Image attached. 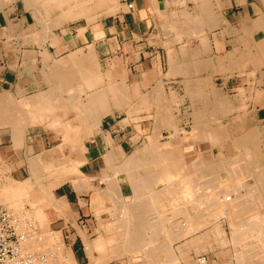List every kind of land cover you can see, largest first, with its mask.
I'll return each instance as SVG.
<instances>
[{
    "label": "crops",
    "instance_id": "1",
    "mask_svg": "<svg viewBox=\"0 0 264 264\" xmlns=\"http://www.w3.org/2000/svg\"><path fill=\"white\" fill-rule=\"evenodd\" d=\"M114 3L116 7L113 12L99 17L98 20L82 24L72 20H69L71 23L63 22L55 26L59 27L55 37L42 40L36 36V29L40 26L37 17L33 14V8L27 7L25 0H0V93L9 92L15 99H20L44 91L45 96L47 94L48 97H53L51 99L47 97L50 101L47 100L49 102L46 101L45 106L65 107L67 131L70 127V138H68L64 137L63 128H49L42 124L27 127L25 122L16 124L0 121V162L10 166V174L15 179L22 180L28 177L31 157L37 154L44 157L49 154L69 156L71 153L78 157L81 155L86 157L87 161L80 165V169L84 174L91 176L93 190L86 186L78 188L71 181L63 182L53 189L55 205L48 210L50 225L61 229L64 235L69 237L75 235L80 238L81 232L86 234L89 230L96 231L102 215L106 212L95 211L98 207L91 198L94 188L108 187V183H102L100 179L107 170L104 155L109 149L119 147H122L121 152L124 153L126 141L120 144L116 141L121 140L120 137L132 138L127 134V127L138 116L142 117L152 111L160 110L156 116L158 121L154 122L156 126L163 121L162 111H165L166 106L168 107L167 110L172 112L179 132L174 140L176 132L173 137L170 130L162 127L161 132L158 130L160 140L169 137L167 140L172 149L182 151L186 173L192 174L202 170L203 165L196 164L198 158H201L204 164L217 163L220 171L236 177L239 175L238 171H242L241 168L247 169L243 152L254 160L256 156L257 164L264 167V0H116ZM129 3H133V6L130 7ZM100 10L101 8L97 11ZM48 54L51 56L49 57ZM94 77H97L100 83L94 80ZM90 81L93 84H90ZM87 82L92 86L85 84ZM102 90L108 91L107 98L104 97L103 102L102 98L101 101L98 99L99 95L103 97ZM97 92L99 95L96 96ZM60 93L64 99L60 100L61 97H58ZM91 95L96 98H90ZM70 96L73 102H70ZM75 97L76 99L73 100ZM126 101L129 103L126 104ZM211 102H214L213 105ZM71 103H75L74 107H71ZM75 105L77 108L79 105L82 111H76ZM105 108L109 111L102 113L101 110ZM76 114H80V117L85 116L78 118ZM99 116L101 117L98 120ZM203 123L209 126L204 128ZM75 124H77L74 126L77 127V133L84 139L86 150L78 144L73 148L70 142H67L75 136L76 129L73 127ZM198 125L203 128L198 129ZM205 129L208 132L211 130L216 132L217 134L214 135H217V140H213L215 138L212 136L213 133L208 135V139ZM164 130L170 135L165 136ZM21 131L22 136L19 133ZM104 134L111 136L112 145L107 144ZM233 144L237 145L236 148ZM253 152L256 155H253ZM128 155L130 154H126ZM195 159L197 160L193 162ZM229 170L231 175L228 173ZM257 179L253 177L250 181L227 189L231 194L237 191L249 193L251 190L252 196L256 197L244 207H239L240 203H238V207L220 214H225L228 220L246 214L250 209L255 210L254 208L259 214L264 206L262 205L264 191L259 188L257 183L260 181ZM169 181L177 184L178 177ZM206 186L211 185L205 182L203 187H199L200 190L195 187L196 190L193 187H181L182 189L179 187L176 192L178 205L183 204L185 210L193 213L195 221L200 223L203 221L202 211L206 215L202 226L191 235L203 232L215 224V221H210L209 212L218 210V207L211 203L220 194L212 193L211 190L210 194L206 191V195L195 196L202 193V189ZM245 186L248 190H245ZM127 187L126 184L120 185L124 190ZM195 191L197 192L194 194ZM126 192L125 190L124 196ZM180 194L185 196L182 197ZM111 197L114 198L105 197L104 205L114 204L115 200L110 202ZM173 210H176L174 220L176 223L174 228H176L179 226L176 217L180 211L178 208ZM232 221L230 224L235 228ZM188 237L190 236L187 234L182 239L186 240ZM78 238L76 239L80 242L83 241ZM233 242L240 244V248L235 249V258L238 262L242 252L245 253V243Z\"/></svg>",
    "mask_w": 264,
    "mask_h": 264
},
{
    "label": "bare ground",
    "instance_id": "2",
    "mask_svg": "<svg viewBox=\"0 0 264 264\" xmlns=\"http://www.w3.org/2000/svg\"><path fill=\"white\" fill-rule=\"evenodd\" d=\"M57 0H26V2L28 3L29 6H33L35 8L36 11H38L39 13H41L42 15V19H40V17L38 18V20H42L43 23V27H44V33L48 34L53 32V27L58 26L60 24H62L65 21H69V20H75L81 17H86L88 19V21H92L94 18L98 17V12L97 10L100 8L104 7V11L106 13H111L113 12L114 8L116 7L115 3L116 0H104L105 3H103L101 0H60L59 2L61 5L58 9H56V7H54L52 4V2H55ZM57 2V3H59ZM56 4V3H55ZM98 7V8H97ZM102 10V9H101ZM116 10V9H115ZM103 12V11H102ZM100 13V12H99ZM102 14V13H101ZM45 17V18H44ZM11 20V19H10ZM98 20V19H97ZM41 24V22L39 23ZM169 24V23H168ZM42 25V24H41ZM42 27V26H41ZM34 28V27H33ZM16 29V28H15ZM54 33V32H53ZM33 34V33H32ZM58 34V33H57ZM56 34V35H57ZM19 35V34H17ZM35 35V34H34ZM38 35V34H37ZM36 35V36H37ZM40 35V34H39ZM44 35V34H43ZM52 35V34H51ZM55 35V34H53ZM22 36V35H21ZM42 36V35H41ZM12 37V36H11ZM46 36H44L45 38ZM54 37V36H53ZM50 38V37H49ZM39 41V39H38ZM54 41V40H52ZM51 41V43H53ZM6 43V42H5ZM8 44V43H7ZM40 44V43H39ZM9 45V44H8ZM47 50V49H46ZM48 51V50H47ZM46 53V51H45ZM48 56L50 57L51 55L48 54ZM94 56V54H93ZM47 57V56H46ZM71 57V56H70ZM91 58V57H90ZM45 62V61H44ZM66 62V61H65ZM74 62V61H73ZM97 62V61H94ZM90 64V62H88ZM61 64V63H60ZM77 65V64H76ZM91 65V64H90ZM95 65V64H93ZM58 66V65H57ZM185 66V65H184ZM92 67V66H91ZM97 67H99V65L97 64ZM60 68V67H59ZM63 68V67H62ZM82 68V67H80ZM88 69V68H86ZM179 69V68H178ZM83 70V69H81ZM80 70V71H81ZM44 71V70H43ZM90 70H88L89 72ZM171 71V70H170ZM93 72V71H92ZM176 72V71H175ZM45 73V72H44ZM91 73V72H89ZM181 73V72H180ZM86 74V72H85ZM84 74V75H85ZM88 74V73H87ZM93 74V73H92ZM167 75V74H166ZM94 76V75H93ZM105 76V75H103ZM81 77L83 78V75H81ZM80 77V78H81ZM88 77V76H86ZM63 78V77H62ZM85 78V77H84ZM97 77H94V80ZM103 79V77H101ZM93 79V78H92ZM63 80V79H62ZM99 80V79H98ZM96 79V81H98ZM71 81V80H70ZM86 78H85V82H86ZM158 81V80H157ZM61 82V81H60ZM64 82V81H63ZM91 82V81H90ZM95 82V81H94ZM99 82V81H98ZM112 82V81H111ZM163 82V81H162ZM62 83V82H61ZM66 83V82H65ZM100 83V82H99ZM110 83V81H109ZM59 84V83H58ZM84 84V83H83ZM85 84H88L85 83ZM90 84H93L92 82ZM97 84V83H96ZM95 85V84H94ZM105 85V84H104ZM108 85V84H107ZM114 85V84H113ZM162 85V84H161ZM160 85V86H161ZM188 85V84H187ZM62 86V85H61ZM87 86V85H86ZM85 86V87H86ZM89 86V84H88ZM92 86V85H90ZM89 86V87H90ZM121 86V85H120ZM54 87V86H52ZM99 87V86H98ZM107 87V86H106ZM101 88V87H100ZM116 88V87H115ZM54 89V88H53ZM62 89V88H61ZM113 89V88H112ZM119 89V88H118ZM89 90V89H88ZM100 89L98 88V91ZM149 90V89H148ZM56 91V90H54ZM53 91V92H54ZM59 91V90H58ZM61 91V90H60ZM65 91V90H64ZM69 91V90H68ZM74 91V90H73ZM76 91V90H75ZM80 91V90H79ZM82 91V90H81ZM118 91V90H117ZM125 91V90H124ZM51 92V93H53ZM62 92V91H61ZM71 92V91H70ZM69 92V93H70ZM93 92V91H92ZM100 92V91H99ZM107 90L106 92L102 90L101 96L100 97L99 93L96 94L99 95V101H101L102 98V102L104 97H106L107 94ZM119 92V91H118ZM59 93V92H58ZM96 93V92H95ZM112 93V92H111ZM127 93V92H126ZM149 93V92H148ZM154 93V92H153ZM160 93V92H159ZM158 93V94H159ZM36 94V93H35ZM49 94V93H48ZM66 94V93H65ZM92 94V93H91ZM129 94V93H128ZM201 94V93H200ZM57 95V94H56ZM54 95V96H56ZM59 95V94H58ZM57 95V96H58ZM79 95V94H78ZM88 95V94H87ZM113 95V93H112ZM122 95V94H121ZM124 95V94H123ZM162 95V94H161ZM174 95V94H173ZM89 96V95H88ZM96 96L94 97L93 95L90 96L96 98ZM109 96V95H108ZM155 96V95H153ZM175 96V95H174ZM202 96V95H201ZM48 95L46 94L45 96V92H39L37 95L34 96H24L21 97V99H15L14 96H12L11 93L6 92V93H0V121L3 122H11V123H18V122H25L27 127L28 126H32L33 124H42L44 127L48 126L50 127H59V128H63L64 130H62L63 132H65L66 134L64 135V137H68L70 138V127H68V131H67V115H66V109H64L61 106H53V107H46L45 103L47 100ZM61 99H64V97L62 98V95L60 93V96H58ZM66 97L67 94H66ZM71 97V96H70ZM69 97V98H70ZM74 97V95H73ZM85 97V96H84ZM111 97V96H109ZM115 97V96H114ZM118 97V96H117ZM121 97V96H120ZM165 97V96H164ZM198 97V96H197ZM48 98H53V97H48ZM55 98V97H54ZM78 98V97H77ZM80 98V97H79ZM78 98V99H79ZM130 98V97H129ZM128 98V99H129ZM163 98V97H162ZM46 99V100H45ZM72 99V97L70 98V100ZM76 99L73 98V100ZM125 99V98H124ZM165 99V98H164ZM208 99V97H207ZM53 100V99H52ZM57 100L59 101V99L57 98ZM68 100V99H67ZM93 100V98H92ZM90 99V101H92ZM108 100V99H107ZM166 100V99H165ZM168 100V97H167ZM166 100V101H167ZM50 101V100H49ZM47 101V102H49ZM56 101V100H55ZM54 101V102H55ZM56 101V102H58ZM81 101V100H80ZM95 101V100H94ZM96 100V102H99ZM105 101V99H104ZM113 101V100H112ZM116 101V100H114ZM113 101V102H114ZM120 101V100H119ZM118 101V102H119ZM122 101V100H121ZM172 101V100H171ZM205 101V100H204ZM53 102V101H52ZM51 102V103H52ZM55 102V103H56ZM70 102H73L72 100ZM75 102V101H74ZM88 102V101H87ZM93 102V101H92ZM112 102V104H113ZM91 103V102H90ZM100 103V102H99ZM116 103V102H115ZM125 103V102H123ZM123 103L121 105H123ZM129 102L126 101V104H128ZM205 103V102H204ZM212 103V102H211ZM214 103V102H213ZM212 103V105H213ZM54 104V103H53ZM62 104V103H61ZM72 104V103H71ZM75 104V103H73ZM71 105V107L74 105ZM93 104V103H92ZM118 104V103H116ZM166 104V103H165ZM168 104V101H167ZM208 104V102H207ZM48 105V104H47ZM67 104H65V106L67 107ZM77 105V104H76ZM75 105V108H77ZM88 105V104H87ZM91 105V104H90ZM141 105V104H140ZM170 105V103H169ZM52 106V104H51ZM84 106V105H83ZM95 106V105H94ZM98 106V105H97ZM113 106V105H112ZM166 106V105H164ZM207 107V105H205ZM62 107V108H61ZM91 107H93L91 105ZM116 107V106H115ZM132 107V106H131ZM163 107V106H162ZM167 107V106H166ZM213 107V106H212ZM79 107L76 109V111H82V109ZM119 108V106H118ZM142 108V107H141ZM149 108V107H148ZM215 108V107H213ZM229 109V107H227ZM70 109V107H69ZM68 109V110H69ZM96 109V107H95ZM120 109V108H119ZM165 109V108H164ZM168 109V107H167ZM210 109V108H209ZM219 109V108H218ZM71 110V109H70ZM93 110V108H92ZM204 110H206L204 108ZM220 110V109H219ZM223 109H221L222 112ZM73 111V110H71ZM70 111V112H71ZM75 111V109H74ZM158 111V110H157ZM160 111V110H159ZM158 111V112H159ZM168 111V110H167ZM162 111L165 114H162V122H159L158 124H156V126L154 125L156 123V121H158V117L155 118V120L153 121L152 127L154 128V131L152 134H149V140L150 142H147V146L151 149L152 152L149 153H153L152 157L154 156V163L158 166H160V169H154L151 166H149L146 169L145 173H141V172H136L134 171L131 166L132 165H136L139 164V162H134L132 159H124L123 156L124 154L118 152V150L116 148H112L111 150L109 149L107 151V153L104 155V157H106L105 161H107V170H105V174L103 173V179L108 181V187L105 189H99V188H94V192L92 194V202L94 203V205L96 207H98L97 209H95V211H102V209L105 210H109V212H114L111 214H116V216L114 217L116 222H112L111 221H106L108 223H104L103 221H99V227L101 228L100 234H98L99 236L97 238H93L92 241L87 242L88 244V251L92 252L95 248L98 250V253L100 254V256H98L97 259H99V264H107L109 259H111L112 257H116L118 259H121L122 262H124L125 260H127V263L129 262H133L136 260V256L133 257L132 253H138L136 254L137 257L141 256L139 253H141L144 257V259H142L139 264H174V263H178L181 259V257L183 258H187L188 255L191 253L189 252L191 249H194V251L199 252L201 250H203L204 248H206V244L208 243V239L211 238L214 234L216 238V234L219 236V234H221V225L219 223L213 224V226H211L209 229L203 231V232H196L194 233L192 236L188 237L186 240H183L182 242V246L177 245V247L175 246V243L177 242L178 238H182L184 237V235H191L195 230L198 229V227H201L202 224L204 223V218L206 217V215H203V221L197 222L195 221V217L193 215V213H191L188 210L184 209V205H178L177 200H176V192L179 189V187H190L193 189L201 187L198 186L199 184H205V182H209L211 186H206L205 188H207V190L205 188H203V192L199 193L198 195L196 194L195 196H203L206 195V193L208 192L209 194L211 193H218L220 194L218 196V198H216L214 201H212V205L218 207V210L215 211H211L209 212V215L212 214L215 215H219L220 213H224L227 210L233 209L238 207V203H240L239 207L242 206L244 207V205L242 204H247L250 202H252L253 200H247V199H252V198H245L246 195L251 197L252 192L250 190V192L245 193L244 191L247 189L248 190V184L247 186H245V190L243 191L244 193L238 192L237 193H229L228 190L229 188L236 186V184H242L243 182H247L250 181L253 177H257V181L259 180L260 183L259 184V188L262 189V191H264V167L260 166L257 164V159L255 156V160L249 156H247V153H244V157H245V163L247 164V169L241 168L242 171H238L237 175L236 173V177L234 176H229L226 173H223L222 171H220L218 169L219 166H217V163H210V164H204L203 161L201 160V158H198V161H196L197 159H195L193 162L196 161V164H202V170H200L197 173H186V167H184L183 165V154L182 151H176L173 150L171 147V144H169V140H160V129L162 127H165L166 129L170 130L171 135L174 137V132H176V137H174V140H176L177 135H178V129L176 128V121L173 118L172 112L168 111V112ZM216 111V109H215ZM69 112V113H70ZM89 112V111H88ZM91 112V111H90ZM96 112V110L94 111ZM92 112V113H94ZM100 112V111H99ZM98 112V113H99ZM214 112V111H213ZM74 113V112H71ZM77 113V112H76ZM81 114V112H78ZM134 113V111H133ZM137 113V112H136ZM155 113V112H154ZM197 113V111H196ZM207 113V112H205ZM224 113V110L223 112ZM80 114L77 115L76 117H80ZM85 114V113H84ZM156 114V113H155ZM195 114V113H194ZM216 114V113H215ZM75 115V114H74ZM100 115V114H99ZM136 115V114H135ZM208 115V113H207ZM206 115V116H207ZM210 115V114H209ZM208 115V116H209ZM85 116V115H84ZM81 116V117H84ZM90 116V115H89ZM88 116V117H89ZM138 116V115H137ZM156 116V115H155ZM160 116V115H159ZM195 116V115H193ZM197 116V115H196ZM207 116V117H208ZM73 117V116H72ZM80 117V118H81ZM87 117V116H86ZM85 117V120L87 119ZM91 117V116H90ZM89 117V118H90ZM93 117V114H92ZM98 117V116H97ZM101 116H99L98 120L100 119ZM130 117V116H129ZM212 117V116H211ZM221 117V116H219ZM94 118V117H93ZM130 118H135V117H130ZM195 118V117H194ZM203 118V117H202ZM71 119V117H70ZM74 119V118H73ZM92 119V118H91ZM95 119V118H94ZM157 119V120H156ZM134 120V119H132ZM200 120V119H199ZM213 120V119H212ZM78 121V120H77ZM80 121V120H79ZM82 121V120H81ZM80 121V122H81ZM160 121V120H159ZM197 121V120H196ZM202 121V120H201ZM211 121V120H210ZM94 122V121H93ZM97 122V121H96ZM155 122V123H154ZM206 122V121H203ZM208 122V120H207ZM209 123V122H208ZM217 123V122H216ZM85 124V123H84ZM97 124H99L97 122ZM199 124V123H198ZM201 124V123H200ZM80 125V124H79ZM92 125V124H91ZM154 125V126H153ZM195 125V124H194ZM204 125L206 128L207 126H209V124H202ZM77 126V124L73 125ZM213 126V125H212ZM221 125H219L220 127ZM21 127V126H19ZM178 127V126H177ZM199 127V125H198ZM24 128V127H21ZM75 129L77 127H74ZM73 128V129H74ZM81 127H78V129ZM89 128V127H88ZM196 128V127H195ZM203 128L201 125L198 129ZM213 128V127H212ZM217 128V127H216ZM96 129V127L94 128ZM98 129V128H97ZM177 129V130H176ZM180 129V128H179ZM196 128V130H198ZM209 129V128H208ZM214 129V128H213ZM23 130V129H20ZM29 131V129H27ZM72 130V128H71ZM100 130V129H99ZM159 130V131H158ZM184 130V129H183ZM207 130V129H205ZM204 130V131H205ZM258 130V129H257ZM26 132V130H24ZM81 131V130H80ZM91 131V129H90ZM185 131V130H184ZM216 131V130H214ZM14 132V131H13ZM161 132V131H160ZM258 132V131H257ZM18 133V132H17ZM22 136V131L19 132ZM94 133V132H93ZM163 133V132H162ZM185 133V132H184ZM205 133V132H204ZM207 135L206 137L208 138V135L215 136L214 134L216 132H208L207 130ZM223 133V132H222ZM92 134V133H91ZM217 134V133H216ZM74 137L72 136V138L70 140H67L68 138H65L67 140V142L69 141L71 146H73V148L75 146L80 145L82 148H84L86 150V146L84 144V139L81 137V134L77 133V129L74 132ZM105 135V134H104ZM162 135V134H161ZM170 135V134H169ZM260 135V134H259ZM25 136V135H24ZM63 136V135H62ZM79 138H78V137ZM163 136V135H162ZM161 136V137H162ZM180 136V135H179ZM185 136V135H184ZM205 136V135H204ZM203 136V137H204ZM217 136V135H216ZM213 138V140H217L216 137ZM110 135H105V139L107 141L108 145H112L113 140L110 138ZM165 137V136H164ZM205 138V137H204ZM211 138V139H212ZM64 139V140H65ZM79 139V140H78ZM163 139V138H162ZM172 141V137L170 138ZM180 139V138H179ZM206 139V138H205ZM209 139V138H208ZM219 139V138H218ZM243 139V138H242ZM249 139V138H248ZM260 139V138H259ZM1 140V139H0ZM178 140V139H177ZM240 140V139H239ZM253 140V139H252ZM255 140V139H254ZM179 141V140H178ZM221 141V140H220ZM244 140H242L243 142ZM249 141V140H248ZM174 142V141H173ZM213 142V141H211ZM238 142V141H237ZM217 143V142H216ZM219 143V142H218ZM244 143V142H243ZM258 143V142H256ZM16 144V143H15ZM178 144V143H177ZM221 144V143H220ZM242 144V143H241ZM247 145V143H245ZM175 145V144H174ZM225 145V144H224ZM244 145V146H246ZM15 146V145H14ZM17 146V145H16ZM35 146V144H34ZM234 146V144H233ZM236 144H235V148H236ZM248 146V145H247ZM255 146V145H254ZM252 146V147H254ZM115 147V146H113ZM30 148V147H29ZM238 148V147H237ZM34 149V148H33ZM32 149V150H33ZM47 149V148H46ZM83 149V150H84ZM242 149V147H241ZM261 149V148H260ZM40 150V149H39ZM245 150V149H244ZM252 150V149H251ZM29 151V150H28ZM38 151V150H37ZM76 151V150H75ZM212 151V150H211ZM248 151V150H247ZM253 151V150H252ZM255 152V151H254ZM253 155H256L254 154ZM29 153V152H28ZM32 153V151H31ZM41 153V152H39ZM76 153V152H75ZM78 153V152H77ZM262 152H260L261 155ZM252 154V153H251ZM249 154V155H251ZM252 155V156H253ZM40 154H37L33 157H31L30 159V164H31V169L33 170L34 175H38L37 173V166L39 164H42L43 167H47V169H51L53 168V164L51 166L50 162H46L45 159H43ZM71 156V157H70ZM200 159V160H199ZM241 159V158H240ZM247 159V160H246ZM185 160V159H184ZM235 160V159H234ZM87 161L86 157L84 158L83 155H81V157H78L76 155H70L67 158V161L63 164L62 166L56 169H53L52 173V182L53 184H57V182H60L65 178H74L76 180H80L79 183L76 181L74 184L76 187L78 188H83L84 186H86V188H93V185L91 183V176H88L86 174H84L81 169H80V165L83 164V162ZM152 161V162H153ZM224 161V160H223ZM232 161V160H231ZM230 161V163H231ZM243 161V160H242ZM186 162V161H185ZM184 162V163H185ZM151 163V162H150ZM187 163V162H186ZM236 163V162H235ZM239 163V162H238ZM23 164V163H22ZM152 164V163H151ZM191 163H189L190 165ZM194 164V163H193ZM197 164V165H198ZM237 164V163H236ZM36 165V166H35ZM243 165V164H242ZM258 165V166H256ZM59 166V165H58ZM105 166V168H106ZM187 166V165H186ZM234 166V163H233ZM244 166V165H243ZM42 168V166H40ZM56 167V166H55ZM192 167V166H191ZM237 167V166H235ZM246 167V166H245ZM222 168V167H221ZM1 169V168H0ZM43 170V169H42ZM52 170V169H51ZM50 170V171H51ZM56 170V171H55ZM239 170V169H238ZM47 171V170H46ZM220 171V173H219ZM226 171V170H225ZM230 173V170L229 172ZM124 174V176L121 177V175ZM18 175V174H17ZM33 175V176H34ZM44 175V174H43ZM231 175V173H230ZM1 176V175H0ZM37 177V176H36ZM178 177V181L177 184L175 183H167L168 179H173ZM4 178V177H3ZM12 178V177H11ZM10 178V179H11ZM39 178V177H38ZM50 178V177H49ZM125 179L128 182H130L131 184V189L133 192V196L130 197V199L128 201L124 200V189L120 188L119 185V181L121 179ZM15 181L19 182L18 179L13 178ZM26 180L28 179L25 178ZM24 179V180H25ZM102 179V178H101ZM38 180V179H37ZM36 181L40 182V181ZM40 180V178H39ZM73 180V179H72ZM256 180V179H255ZM10 181V180H9ZM23 181V180H22ZM238 181V182H237ZM2 182V181H1ZM7 182V181H6ZM16 182V183H17ZM25 182V181H24ZM50 182V181H49ZM61 182V183H62ZM4 183V181H3ZM2 183V184H3ZM162 184L161 187L158 186V184ZM255 183V181H254ZM253 182H249V184H254ZM19 184V183H18ZM51 184V183H49ZM11 189H10V194L12 197L11 200L8 199V201L6 200L5 204L7 205V207H9L16 216H18L19 220H20V232L22 234V239H21V245H20V249L21 252L23 253H28L30 251V253L32 254V251L35 252V250L33 249L34 246H38L39 248H44L45 247V243L46 241L48 242L49 240L52 242H56L60 239V235L58 232H51V230L53 229H48V222L46 221L45 225L42 223L41 226H43V232L40 234L41 237H39L38 239L41 241L40 243L35 242L34 235L35 230L33 232V234H31L30 232L31 229L30 228H25V226L30 227L28 224H30V222L27 224L26 219L28 217V219H30L32 216H36L37 217V213L36 212H31L29 210H25L26 214H19V212H22L24 207L17 205V202H15L16 200H14L13 195H14V187H12V184H10ZM25 185V183H24ZM28 185V184H26ZM25 185V186H26ZM38 188L41 186L44 187V183L43 185L40 183L38 184ZM222 185L224 187H222ZM256 185V183H255ZM2 186V185H1ZM8 186V185H7ZM54 186V185H52ZM56 186V185H55ZM96 186V185H95ZM129 186V184H128ZM197 186V187H196ZM251 186V185H249ZM18 187V186H17ZM48 187V186H46ZM98 187V186H97ZM195 187V188H194ZM243 187V185H242ZM253 187V186H252ZM3 188V187H2ZM28 188V186L26 187V189ZM250 188V187H249ZM40 189V188H39ZM38 190L34 189V192H32L31 189H27V194H32L34 196H36L37 194L42 196V188L39 192ZM49 189L51 190V188L49 187ZM182 189V188H181ZM186 189V188H185ZM228 189V190H227ZM239 189V188H238ZM236 189V190H238ZM242 189V188H241ZM244 189V187H243ZM19 190V189H18ZM31 190V191H30ZM45 190V189H44ZM49 190V191H50ZM93 190V189H92ZM187 190V189H186ZM196 190V189H195ZM200 190V189H199ZM233 190V189H231ZM240 190V189H239ZM53 191V190H52ZM182 191V190H181ZM184 191V190H183ZM194 191V190H193ZM207 191V192H206ZM241 191V190H240ZM256 191V190H255ZM16 192H18L16 190ZM21 192V190H20ZM187 192V191H186ZM197 191L194 192V194ZM220 192V193H219ZM254 192V191H253ZM25 193V192H24ZM52 193V192H51ZM255 193V192H254ZM26 194V193H25ZM182 194V193H181ZM180 194V196H182ZM188 194V193H187ZM208 194V195H209ZM5 195V194H3ZM0 193V202H3L2 200V196ZM53 195V194H52ZM166 195H172L174 196L173 198L169 199L167 198L166 200V206H167V210L169 209H174V208H178L180 211V214L178 215V217H176L178 220V224L179 226L172 229V227L166 226V218L164 216V214L162 213V211L156 207V205L153 203V199L157 198L158 196H166ZM193 195V194H192ZM26 196V195H25ZM54 196V195H53ZM109 196H113L114 198L112 199V197L110 198L112 202V200L114 201V205H111L114 210H112V207L106 206L104 205V200L105 197H109ZM179 196V195H178ZM185 196V195H184ZM182 196V197H184ZM194 196V195H193ZM194 196V197H195ZM237 196H242L241 200L236 199ZM254 196V195H253ZM7 197V196H6ZM116 197V198H115ZM19 198V197H18ZM61 198V197H60ZM199 198V197H198ZM23 199V198H22ZM45 199V198H43ZM42 199V200H43ZM53 199V198H52ZM193 199V198H192ZM210 199V198H209ZM213 199V198H212ZM245 199V200H244ZM18 200V199H17ZM32 200V199H31ZM211 201V199H210ZM19 202V200H18ZM25 203V202H24ZM120 203V204H118ZM19 204V203H18ZM44 204V203H43ZM42 204V205H43ZM50 205V203H49ZM63 205V204H62ZM61 205V206H62ZM93 205V206H94ZM120 205V208L118 207ZM232 205V206H231ZM48 206V205H47ZM256 206V205H255ZM65 206H63L64 208ZM241 207V208H242ZM43 208V207H42ZM42 208L39 210L42 213ZM248 208V207H246ZM251 208V207H250ZM110 209L112 211H110ZM240 209V208H237ZM236 209V211H237ZM255 210H257L256 208H254ZM204 210V209H203ZM245 210V209H244ZM255 210H248L246 211V214H240L238 217L236 215V217H232L231 220L234 221V225L235 228L238 227L235 232L234 235L236 237V240H233L235 242H240V243H245V253L242 252V255L240 256V260L237 262V264H256L253 260L256 254L262 255L264 253V216H257V212ZM44 211V209H43ZM233 211V210H232ZM240 212V210H238ZM228 212V211H227ZM18 213V214H17ZM23 213V212H22ZM100 213V212H99ZM202 213H204V211H202ZM234 213V212H233ZM238 213V212H236ZM239 214V213H238ZM260 214V212H259ZM110 215V214H109ZM113 215V216H114ZM232 215V214H231ZM27 216V217H26ZM211 216V215H210ZM107 217V216H106ZM216 217V216H214ZM99 218V217H98ZM109 218V217H108ZM34 219V218H33ZM35 220V219H34ZM37 220V219H36ZM32 222H34L33 220H31ZM220 221V220H219ZM232 221V223H233ZM33 226H35L33 224ZM104 226V228L106 227L107 230H105L104 228H102ZM23 227V229H22ZM99 227H97L98 229H100ZM223 227V226H222ZM41 228V227H40ZM224 229V228H223ZM30 230V232H29ZM233 231V230H232ZM38 232V236H39ZM225 231H223L222 233V237L220 236V238L222 239L221 241L219 240V238H216L219 240L218 244L222 246V244L224 245V243L226 242L224 239V234ZM36 234V235H37ZM232 235V234H231ZM226 236V235H225ZM36 237V236H35ZM45 239V240H44ZM224 239V240H223ZM217 240V241H218ZM49 241V242H50ZM212 241V240H210ZM209 241V242H210ZM214 241V240H213ZM216 241V240H215ZM34 243V244H33ZM58 243H60L58 241ZM222 243V244H221ZM33 244V245H32ZM64 244V243H63ZM178 244V243H177ZM209 244V243H208ZM215 244V243H214ZM47 245V244H46ZM50 245V244H48ZM62 245V244H61ZM217 245V246H219ZM226 245V243H225ZM53 246V243H52ZM55 246V243H54ZM57 246V245H56ZM210 246V245H209ZM51 247V245H50ZM213 247V245H212ZM223 247V246H222ZM221 247V249H222ZM36 248V247H35ZM61 249L60 247H56V251L51 249L45 250L47 249L44 248V252L42 253H33L34 255L31 256V259L33 261V264H65L66 262H69L67 264H75L73 263L72 260V253H70V251L72 250H67V253H65L66 255L62 254L60 251H58V249ZM67 248V247H65ZM37 249V250H38ZM68 249V248H67ZM62 250V249H61ZM186 250V251H185ZM47 251L48 256L45 257L43 254H45V252ZM179 253H177V252ZM189 252V254H188ZM263 252V253H262ZM29 253V254H30ZM262 253V254H261ZM131 254V255H130ZM74 255V254H73ZM91 258H94V255H92V253H90ZM129 255V256H128ZM57 256V257H56ZM54 257L55 260H54ZM259 257V256H258ZM264 257V256H262ZM261 259L263 260L264 258ZM64 258V260L62 259ZM66 258V259H65ZM197 258V257H196ZM59 259V262L57 261ZM60 259L63 262H60ZM190 259V258H189ZM259 259V260H261ZM183 260V259H182ZM186 260V259H185ZM191 260V259H190ZM258 260V259H257ZM200 261H205L204 258H201ZM75 262V261H74ZM185 262V261H184ZM187 262V261H186ZM198 263V262H197ZM261 263V262H259ZM257 263V264H259ZM264 263V261H263ZM87 264V263H86ZM92 264V263H91Z\"/></svg>",
    "mask_w": 264,
    "mask_h": 264
},
{
    "label": "rangeland",
    "instance_id": "3",
    "mask_svg": "<svg viewBox=\"0 0 264 264\" xmlns=\"http://www.w3.org/2000/svg\"><path fill=\"white\" fill-rule=\"evenodd\" d=\"M26 1V0H25ZM60 0H57V1H55V2H52V4L51 5H53L54 7H56V9H58L61 5H63L64 4V2H63V4H61L60 2H59ZM98 1V0H97ZM102 1V0H101ZM107 1H109V0H107ZM57 2H59V3H57ZM103 3H105V1L103 0L102 1ZM27 3V2H26ZM56 3V4H55ZM27 7H29L30 9H32L33 10V14L37 17V22H38V24L41 22V24H39L40 26H38L37 27V29H36V34H38L37 36H38V38H40V39H42V40H46V38H48V37H52V36H56V34L58 33V28L59 27H53V32H51V33H48V34H45L44 32V25H43V23L44 22H42V20H43V18H42V15H41V13H39L38 11H36L35 10V8L33 7V6H29L28 5V3H27ZM102 10H100V11H97L98 12V17H96V18H94L91 22H93V21H95V20H97L99 17H101V16H103V15H105V14H107L105 11H104V7L103 8H101ZM103 11V12H102ZM100 12V13H99ZM102 13V14H101ZM40 17V19H42V20H38V18ZM45 18V17H44ZM76 20H78V21H76ZM44 21V20H43ZM79 22V23H85V22H88V19L86 18V17H84V18H79V19H75V20H72V22ZM66 22V21H65ZM70 23H71V21H69ZM63 24V23H62ZM42 26V27H41ZM40 34V35H39ZM44 34V35H43ZM52 34V35H51ZM53 34H55V35H53ZM42 35V36H41ZM44 36H46L45 38H44ZM171 93V92H170ZM21 99V98H20ZM171 103V102H170ZM172 104V103H171ZM173 105L174 106H176V103L175 102H173ZM165 112L167 111V107H165ZM175 110V109H174ZM107 111H109V109L108 108H105V109H102L101 110V112L103 113V112H107ZM162 111V110H161ZM176 111V110H175ZM175 111H174V116L176 115L175 114ZM156 113V114H155ZM155 113L152 111L151 113H147V114H145L144 116H142V117H140V116H138V118H136L135 119V121L134 122H132V123H130V125H128V127H127V134H129V136H131L132 138L131 139H125L124 137H120L121 138V140H118V141H116L117 143L119 142V144L120 143H123V142H125L126 141V148H125V150H124V153H122L121 151H123L122 150V147H119V148H117V150H118V152H120V153H122V154H124L125 156H123V158L126 160H128V159H132L134 162H139V164H136V165H132L131 166V168L134 170V171H136V172H141V173H145L146 172V169L149 167V166H151L152 168H154V169H160V166H158V165H156L155 163H154V161H153V159H154V156L152 157V154L153 153H149V152H152L151 151V149L147 146V142L149 143L150 142V140H148V136H149V134L150 133H153V131H154V128L152 127V123H153V121H154V119L156 118V116L160 113V111L158 112V111H155ZM164 114V113H163ZM156 115V116H155ZM166 115V114H165ZM73 118H74V116H73ZM154 126V125H153ZM66 134V133H65ZM164 135L165 136H168L169 135V133L167 132V130H164ZM121 136H123V135H121ZM135 137V138H134ZM169 137H165V138H163V140L164 139H168ZM116 140V139H115ZM125 147V146H124ZM82 149V148H81ZM84 149V148H83ZM126 154H130V155H128V156H126ZM68 156V154L67 155H59V156H52L51 154H49L48 156H44V157H42V156H39V157H42L43 159H45V161L46 162H50L51 163V166H52V164H53V168H51V169H47V167L45 168V167H43V165L42 164H40V166H42V168L39 166V164H38V168H37V174L38 175H34V173H33V170L31 169V165H30V169H29V171H28V179L26 180H24V179H22V180H19V182H17V181H15L13 178V176L10 174V166L8 165V164H5V163H2V162H0V193L3 195V194H5V195H3L2 196V200H3V202H0V205H5V206H7L6 204H5V202H6V200L8 201V199H12V198H10V197H12L11 196V194L9 193L10 192V189H11V185L10 184H12V187H14L13 189H14V195H13V198H14V200H16L15 202H17V205H20V203H21V205L20 206H22V207H24V209H23V213L22 212H19V214H26L25 213V210L27 211V210H29V211H31V212H36L37 213V217L38 218H36V216H32L30 219H28V217H27V219H26V222L25 223H29L30 222V224H28L30 227H28V226H25V228H30L31 229V231L32 232H30V230H29V232L31 233V234H33V232H34V230H35V232H40L39 233V236H38V234L37 233H35V234H33L34 235V238L33 239H35V242H41L38 238L39 237H41V233L43 232V226H41V224L43 223L44 225H45V223H46V221L48 222V226H47V228L50 230V229H53V230H51V232H58L59 233V235H60V239L61 240H58L60 243H58V241H46V243H45V247L44 248H46L47 247V249H45V250H48V249H51L52 248V251L53 250H55L56 251V247H60L61 246V249L59 248L58 249V251H60L62 254H64V255H66L65 253H67V250L69 251V250H72V251H70V253H72L71 255H72V260H74L73 261V263H75V264H99L98 262H99V259H97L98 258V256H100V254L98 253V250L97 249H95V248H93L94 250L92 251V252H90V251H88V244H87V242H90V241H92L93 240V238H97L99 235L98 234H100V232H102L101 231V228L99 227V224L97 225L100 229H96V231H92V230H89V231H87V233L86 234H84L83 232H81L82 234L80 235V238H78V236H75V235H72L71 237H69V236H65L64 235V233L62 232V230L61 229H59V228H56L55 226H51L50 225V223H49V218H48V210L50 209V207L51 206H53V205H55V201H54V199H55V196H53L54 195V192L52 191L57 185H59V184H61V182H62V180L60 181V182H57V184H53V182H52V175L53 174H51L52 173V171H53V169H56V168H59V167H61L62 166V163L64 164L66 161H67V157ZM71 157V156H70ZM84 157V156H83ZM85 158V157H84ZM153 161V162H152ZM152 164H151V163ZM59 165V166H58ZM36 166V165H35ZM56 166V167H55ZM43 169V170H42ZM47 170V171H46ZM51 170V171H50ZM56 171V170H55ZM44 174V175H43ZM105 174V173H104ZM34 175V176H33ZM37 176V177H36ZM122 176H124V174H122L121 175V177ZM4 177V178H3ZM12 177V178H11ZM40 178V180H39V178ZM50 177V178H49ZM11 178V179H10ZM102 178V179H101ZM100 179H101V182L103 183V182H106V183H108V181L107 180H104L103 179V177H101ZM38 179V180H37ZM73 179V180H72ZM65 178L64 180H63V182H69V181H71L72 183L74 182H76V181H78V180H76V179H74V178ZM10 180V181H9ZM35 180H37V181H40V182H37L38 184H42L43 185V183H44V187L42 186H40L39 188H38V185H37V183H36V181ZM90 180H92V179H90ZM170 179H168L167 180V183H172V182H170L169 181ZM2 181V182H1ZM3 181H4V183H3ZM7 181V182H6ZM25 181V182H24ZM50 181V182H49ZM17 182V183H16ZM62 182V183H63ZM3 183V184H2ZM19 183V184H18ZM24 183H25V185L26 184H28V185H24ZM49 183H51V184H49ZM73 183V184H74ZM119 184L121 185V186H124V184H126L127 186H128V184H129V186L127 187V189L125 188V190L127 191L126 193H125V197H124V200L125 201H128L129 199H130V197H132L133 196V191L131 190V189H133V188H131L132 186H131V184H130V182H128L127 180H125L124 178L123 179H121L120 181H119ZM2 185V186H1ZM8 185V186H7ZM52 185H54V186H52ZM56 185V186H55ZM203 185L204 184H202L201 186L203 187ZM18 186V187H17ZM28 186V188L27 189H33L32 190V192H34V189L35 190H38L39 189V192H40V190H41V188H42V196L41 195H39V194H37L36 196H34V195H32V194H27V189H26V187ZM46 186H48V187H46ZM158 186L159 187H161L162 186V184L160 183V184H158ZM3 187V188H2ZM49 187L51 188V190L49 189ZM19 189V190H18ZM45 189V190H44ZM16 190L18 191V192H16ZM20 190H21V192H20ZM26 190V191H25ZM30 190V191H31ZM50 190V191H49ZM26 194H25V193ZM52 192V193H51ZM53 194V195H52ZM26 195V196H25ZM129 195H130V197H129ZM7 196V197H6ZM19 197V198H18ZM171 197H172V195H166V196H158L157 198H154L153 199V203L156 205V207L157 208H159L161 211H162V213L164 214V216H165V218H166V226H169V227H172V229H173V227H175V225L174 224H176V223H174V220H175V216H176V210H173V209H169V210H167L168 208H167V206H166V200H167V198H169V199H171ZM241 197L242 196H237L236 197V199H238V200H241ZM252 198L253 199V197H256V196H252L251 195V197H250V195L249 196H247L246 195V197L245 198ZM23 198V199H22ZM43 198H45V199H43ZM53 198V199H52ZM6 199V200H5ZM19 200V202H18V200ZM32 199V200H31ZM43 199V200H42ZM242 199H243V197H242ZM252 199H247L248 201L249 200H252ZM245 200V199H244ZM25 202V203H24ZM19 203V204H18ZM44 203V204H43ZM49 203H50V205H49ZM43 204V205H42ZM118 204H120V203H118ZM248 204H250V202L248 203ZM48 205V206H47ZM107 205H109V204H107ZM114 205V204H113ZM242 205H246V204H242ZM262 205H264V204H262ZM190 206V205H189ZM43 207V208H42ZM119 208H120V205L118 206ZM42 208V213L39 211L40 209ZM43 209H44V211H43ZM112 210H114V208L112 207ZM111 209H110V211H112ZM99 212H106V213H104L105 215H102L103 217H102V219H100V221H103V224L104 223H108V222H106V221H111V219H114V217L116 216V214L114 215V214H111V213H114L113 211L112 212H109V210H102V211H98V213ZM97 213V212H96ZM97 213V214H98ZM18 214V213H17ZM110 214V215H109ZM205 214V213H204ZM203 213H202V215H204ZM206 214L208 215V212H206ZM264 215V206H263V210L260 212V214H258L257 216H256V218L260 215ZM114 215V216H113ZM211 215V217L209 218L210 219V221H215L216 223H221L220 224V226H221V234H219V236L216 234V238H219V240L221 241L222 239L220 238V236L222 237V233H223V231H225V235H223L224 236V239H227V240H225L226 242V245H225V243H224V245L222 244V246L221 245H219L218 244V242H219V240L218 239H216V238H214L215 237V234L211 237V238H209L207 241H208V243L206 244V248L204 249V250H202V251H199V252H196V251H194V249H191L189 252H191L190 254H189V252H188V257L187 258H183V257H181V259H180V261L178 262V263H174V264H237V262H236V258H235V249L236 248H240V244H236V243H234L233 242V240H236V237H235V235H234V232H235V228L230 224L231 223V220H228L227 219V217H226V215L225 214H219V215H217V214H215V215H213L212 216V214H210ZM225 215V216H224ZM107 216V217H106ZM214 216H216V217H214ZM259 216V217H260ZM105 217V218H104ZM109 217V218H108ZM208 217H209V215H208ZM35 220H34V219ZM37 219V220H36ZM31 220H33L34 222H32ZM220 220V221H219ZM42 222V223H41ZM112 222H116L115 221V219L114 220H112ZM176 222V221H175ZM33 224L35 225V226H33ZM59 225V224H58ZM207 225V224H206ZM41 227V228H40ZM33 228H34V230H33ZM102 228H104V226L102 227ZM224 228V229H223ZM105 230H107L106 229V227L104 228ZM233 230V231H232ZM100 231V232H99ZM37 234V235H36ZM232 234V235H231ZM36 236V237H35ZM189 236H192V235H189ZM76 238H78V239H83V241H79V240H77ZM223 239V240H224ZM233 239V240H232ZM45 240V239H44ZM184 239H179V240H177V242L175 243V246L177 247V245H180V246H182L183 244V241ZM210 240H212V241H210ZM214 240V241H213ZM216 240V241H215ZM218 240V241H217ZM210 241V242H209ZM37 242V243H38ZM52 243H53V246H52ZM54 243H55V246H54ZM64 243V244H63ZM178 243V244H177ZM182 245H181V244ZM215 243V244H214ZM34 244V243H33ZM32 244V245H33ZM47 244V245H46ZM48 244H50L51 245V247H50V245H48ZM62 244V245H61ZM57 245V246H56ZM210 245V246H209ZM212 245H213V247H212ZM217 245H219V246H217ZM36 247V248H35ZM65 247H67V248H65ZM182 247H184V246H182ZM221 247H222V249H221ZM44 248H39L38 249V246H34V250H35V252L34 251H32V254L34 253H42V252H44ZM38 249V250H37ZM177 252V251H176ZM225 252V253H224ZM28 253H30V251L28 252ZM90 253H92V255H94V258L95 259H92L91 258V255H90ZM130 253H132V256L133 257H135L136 258V260L135 261H133V262H129V263H127V260H125L124 262H122V260L121 259H118V258H116V257H112L111 259H109V261H108V263L107 264H139V262L142 260V259H144V257H142L143 255L141 254V253H139L141 256H138L137 257V255L136 254H138V253H133V252H130ZM177 253H179V252H177ZM239 253H241V250H240V252ZM260 253V252H259ZM259 253L258 254H256L255 255V257H254V262L256 263H259V262H261V263H259V264H264L263 263V261H264V259L262 260L261 259V257L262 256H264V253L262 254V255H259ZM31 254V253H30ZM33 254V255H34ZM74 254V255H73ZM45 257H47L48 256V253H47V251L45 252V254H43ZM131 255V254H130ZM129 256V255H128ZM259 256V257H258ZM57 257V256H56ZM56 257H54V260H55V258ZM197 257V258H196ZM191 260H190V259ZM201 258H204L205 259V261H200V259ZM238 258V257H237ZM262 258H264V257H262ZM63 260H64V258H62ZM66 259V258H65ZM183 259V260H182ZM186 259V260H185ZM258 259V260H257ZM259 259H261V260H259ZM140 260V261H139ZM239 260H240V257H239ZM238 260V261H239ZM58 262H59V259L57 260ZM185 261V262H184ZM187 261V262H186ZM60 262H63L64 263V261H62L61 259H60ZM198 262V263H197ZM67 263H69V262H66L65 264H67ZM256 263V264H257Z\"/></svg>",
    "mask_w": 264,
    "mask_h": 264
},
{
    "label": "built area",
    "instance_id": "4",
    "mask_svg": "<svg viewBox=\"0 0 264 264\" xmlns=\"http://www.w3.org/2000/svg\"><path fill=\"white\" fill-rule=\"evenodd\" d=\"M129 6L132 7L133 3ZM19 227L18 216L9 207L0 205V264H33V254L21 252Z\"/></svg>",
    "mask_w": 264,
    "mask_h": 264
}]
</instances>
